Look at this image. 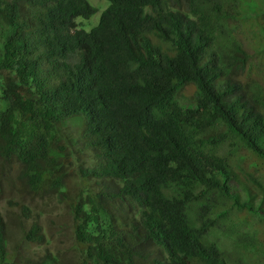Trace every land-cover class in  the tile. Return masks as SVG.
Masks as SVG:
<instances>
[{
	"label": "trees",
	"instance_id": "1",
	"mask_svg": "<svg viewBox=\"0 0 264 264\" xmlns=\"http://www.w3.org/2000/svg\"><path fill=\"white\" fill-rule=\"evenodd\" d=\"M107 1L0 0V264H264V0Z\"/></svg>",
	"mask_w": 264,
	"mask_h": 264
},
{
	"label": "rangeland",
	"instance_id": "2",
	"mask_svg": "<svg viewBox=\"0 0 264 264\" xmlns=\"http://www.w3.org/2000/svg\"><path fill=\"white\" fill-rule=\"evenodd\" d=\"M93 2H94V4L96 5V6H98V10L99 11H101V9H103L107 4H108V1L107 0H104L103 1V3H101V2H99L98 0H93ZM91 3V2H90ZM106 5H105V4ZM78 18H80V17H78ZM97 19V16H95V17H92V19ZM98 19H99V16H98ZM98 21V20H97ZM97 23V22H96ZM95 23V24H96ZM95 24H93L92 22H91V20L90 19H88V21L85 23V26L84 27H82V28H84L85 30H89L92 26H94ZM242 31H244V29H242ZM246 43H248L249 44V42L248 41H246ZM251 44H249V46H250ZM243 46H244V41H243ZM242 75V77H243V74H241ZM192 91H193V87H192V85H187L185 88H184V90H183V95H184V97L185 98H187V97H189L190 96V94L192 93ZM74 137H78L79 136V134H78V132L76 131L75 133H74V135H73ZM86 154H84L83 153V158L84 159H88V153L87 152H85ZM250 157L248 156L247 158H246V161H248V159H249ZM51 205V204H50ZM239 213V218H244V213L243 212H238ZM230 216H232L231 214H230ZM65 217H66V215H65V213H62V212H58L56 215H55V219H56V221H59V222H61V221H63L64 219H65ZM214 239H215V237H214ZM220 242H222L225 246H228L229 244H228V238H226V237H224L222 234H219V239H218ZM230 248V247H229ZM233 253H235V254H237L235 251H233Z\"/></svg>",
	"mask_w": 264,
	"mask_h": 264
},
{
	"label": "clouds",
	"instance_id": "3",
	"mask_svg": "<svg viewBox=\"0 0 264 264\" xmlns=\"http://www.w3.org/2000/svg\"><path fill=\"white\" fill-rule=\"evenodd\" d=\"M99 2H101V3H103V1L104 0H98ZM86 2L88 3V5L90 6V7H92V6H94L95 7V9H96V12L93 14V15H91V13L90 14H88V16L87 17H85V15L84 16H77V17H75L74 18V21L78 24L77 25V27L78 28H82V27H84L85 26V23L88 21V19H90L91 20V22L93 23V24H95L96 22L98 23V21L97 20H99L98 19V16L100 17V14H101V12L107 7V5L103 8V9H101V11H99L98 10V6H96L95 4H94V2H93V0H86ZM91 2V3H90ZM92 5V6H91ZM185 8H186V11H188V1L187 0H185ZM95 16H97V19L95 18V19H92V17H95ZM78 17H80V18H78ZM97 23L94 25V26H92L90 29H92L93 27H95L96 25H97ZM82 29H84V28H82ZM89 29V30H90ZM85 30V29H84ZM86 31H88V30H86ZM247 35H249V31L247 32ZM68 61H70V62H73V61H75V59H68ZM235 185H237V184H235Z\"/></svg>",
	"mask_w": 264,
	"mask_h": 264
}]
</instances>
